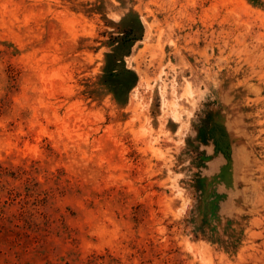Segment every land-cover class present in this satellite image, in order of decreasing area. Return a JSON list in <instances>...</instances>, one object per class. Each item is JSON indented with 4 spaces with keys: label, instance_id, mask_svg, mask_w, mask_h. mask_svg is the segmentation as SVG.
<instances>
[{
    "label": "rangeland",
    "instance_id": "1",
    "mask_svg": "<svg viewBox=\"0 0 264 264\" xmlns=\"http://www.w3.org/2000/svg\"><path fill=\"white\" fill-rule=\"evenodd\" d=\"M0 264H264V0H0Z\"/></svg>",
    "mask_w": 264,
    "mask_h": 264
},
{
    "label": "bare ground",
    "instance_id": "2",
    "mask_svg": "<svg viewBox=\"0 0 264 264\" xmlns=\"http://www.w3.org/2000/svg\"><path fill=\"white\" fill-rule=\"evenodd\" d=\"M173 108V107H172ZM174 116V115H173Z\"/></svg>",
    "mask_w": 264,
    "mask_h": 264
}]
</instances>
